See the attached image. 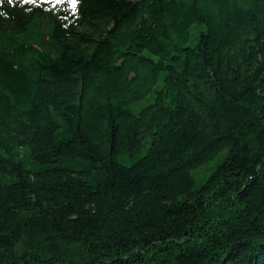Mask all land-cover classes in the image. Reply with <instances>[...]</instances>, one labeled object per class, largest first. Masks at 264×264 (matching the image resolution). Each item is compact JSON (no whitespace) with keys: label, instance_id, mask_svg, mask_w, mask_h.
I'll list each match as a JSON object with an SVG mask.
<instances>
[{"label":"trees","instance_id":"trees-1","mask_svg":"<svg viewBox=\"0 0 264 264\" xmlns=\"http://www.w3.org/2000/svg\"><path fill=\"white\" fill-rule=\"evenodd\" d=\"M0 13V264H264V0Z\"/></svg>","mask_w":264,"mask_h":264},{"label":"snow or ice","instance_id":"snow-or-ice-1","mask_svg":"<svg viewBox=\"0 0 264 264\" xmlns=\"http://www.w3.org/2000/svg\"><path fill=\"white\" fill-rule=\"evenodd\" d=\"M6 2L12 6H16L17 2L21 6L28 5V4L37 5V0H6ZM4 3H5V0H0V7H2ZM43 3L51 4L53 9L56 8L58 5H63L67 3L69 10L73 14H75L77 10L78 0H43ZM0 14H3V13H0Z\"/></svg>","mask_w":264,"mask_h":264},{"label":"rangeland","instance_id":"rangeland-1","mask_svg":"<svg viewBox=\"0 0 264 264\" xmlns=\"http://www.w3.org/2000/svg\"><path fill=\"white\" fill-rule=\"evenodd\" d=\"M132 1H138V0H132ZM143 144H145V142ZM147 150H148V147L143 145V147L141 148V153L135 154L133 157H131L128 153H125V154L120 156V161H121V163H123L127 166H130L134 162H136L138 160V158H140L141 156H144L146 154ZM200 174L201 175L203 174V170H201L199 172V175Z\"/></svg>","mask_w":264,"mask_h":264}]
</instances>
